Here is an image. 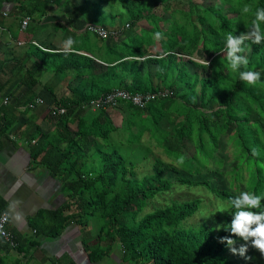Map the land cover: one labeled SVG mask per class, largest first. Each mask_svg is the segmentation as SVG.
<instances>
[{
  "label": "trees",
  "instance_id": "trees-1",
  "mask_svg": "<svg viewBox=\"0 0 264 264\" xmlns=\"http://www.w3.org/2000/svg\"><path fill=\"white\" fill-rule=\"evenodd\" d=\"M15 1L18 13L38 23L69 8L87 13L92 8L99 16L101 6L109 2ZM113 2L128 17L122 29L95 24L79 14L85 24L75 35L84 41H77L70 54L33 44L37 57L26 76L28 89H34L37 74L46 71L79 80L51 104L66 113L51 115L55 130L41 135L33 151L34 160L40 159L62 185L67 201L61 215L71 212L62 220L83 229L97 226L91 230L97 245L86 243L90 255L95 251V261L111 257L116 248L124 264H243L244 258L235 259L219 243V238L231 235L225 228L232 216L218 211L228 208L230 198L240 191L264 194V83L249 86L240 81L224 46L228 33L247 31L264 0ZM83 3L91 8H83ZM245 5L252 13L242 14ZM87 24L117 31L118 36L102 39L85 29ZM60 28L62 23L56 26ZM157 31L164 39L153 38ZM245 43L247 70L261 71L264 79V43ZM164 52L167 55L161 58ZM197 53L210 61L207 66L192 60L207 77L187 67L183 55ZM152 65L154 73L144 71ZM117 89L149 96L146 106L122 101L119 107L86 109ZM33 101H16L15 110L1 108L0 135L17 121L18 109ZM146 132L147 145L142 141ZM253 147L258 157L251 155ZM161 152L174 160L164 161ZM139 166L151 167V172L143 170L140 176ZM183 188L189 191L184 199L172 197ZM148 206L152 209L146 210ZM257 253L249 249L246 255L252 259L246 264L257 261Z\"/></svg>",
  "mask_w": 264,
  "mask_h": 264
},
{
  "label": "crops",
  "instance_id": "crops-1",
  "mask_svg": "<svg viewBox=\"0 0 264 264\" xmlns=\"http://www.w3.org/2000/svg\"><path fill=\"white\" fill-rule=\"evenodd\" d=\"M18 8L15 0H0V110L10 107L15 110L16 101L38 97L46 104L33 109L18 106L17 121L5 135H0V214L14 205L22 216L20 221L12 220L8 225L16 247L0 237V264H102L103 260L95 261L87 247L93 243V232L89 227L82 230L75 223H64L62 219L71 212L66 210L61 215L60 209L67 201L62 185L40 164V159L33 158L41 135L53 134L55 130L51 116L55 105L51 104L79 80L46 71L37 74L34 89L26 86L29 82L26 76L37 57L32 54L33 42L61 51L62 42L69 36L75 39V32L82 33L76 28L83 27L85 22L77 13L57 11L34 27L31 21L28 29L22 31L21 19L25 15L18 13ZM58 23L63 28L57 30ZM5 96L11 99L8 105L3 104ZM109 260L124 264L120 250L112 253Z\"/></svg>",
  "mask_w": 264,
  "mask_h": 264
},
{
  "label": "clouds",
  "instance_id": "clouds-1",
  "mask_svg": "<svg viewBox=\"0 0 264 264\" xmlns=\"http://www.w3.org/2000/svg\"><path fill=\"white\" fill-rule=\"evenodd\" d=\"M241 11L242 14L252 13V8L245 5ZM253 16L254 19L247 31L239 35L231 32L227 34L224 46L231 69L238 71L240 81L249 86L264 83L261 71L247 70L249 59L245 54L247 47L245 42L250 41L251 44L255 45L264 43V30L261 29V24L264 23V8H257ZM153 38L159 41L164 39V35L157 31L153 33ZM75 44L76 40L69 36L62 42L61 48L65 54H70L74 51ZM166 55L167 52L162 53L161 58ZM204 63L209 66V61L205 60ZM242 68L245 70L241 71ZM259 154L255 147L251 149L253 157H258ZM183 160L184 157L181 156L179 163L182 164ZM228 203V208L218 212L229 213L232 216L230 227L225 228V231L230 232L231 235L219 238V243L225 244L233 255H239L245 260L252 259V257L246 255L249 247L257 250L264 257V194H257L255 191H240L238 195L230 198ZM21 219V213L15 211L14 205H9V210L0 215V237L8 235L4 230V224L10 223L12 220L20 221ZM232 237L240 239L243 244L237 248L235 246L237 239Z\"/></svg>",
  "mask_w": 264,
  "mask_h": 264
},
{
  "label": "rangeland",
  "instance_id": "rangeland-1",
  "mask_svg": "<svg viewBox=\"0 0 264 264\" xmlns=\"http://www.w3.org/2000/svg\"><path fill=\"white\" fill-rule=\"evenodd\" d=\"M84 0H80V2L82 3ZM186 2H188V0H185ZM208 1H210V0H208ZM202 2V1H201ZM82 6H83V8H87V9H89V7L90 6H87L86 4H81ZM176 5L174 4V7H175ZM91 8V7H90ZM92 9V8H91ZM91 9H89V11H88V13L87 12H83L82 10H80L79 9V11H76V10H74V11H76V13L79 15V14H82V15H85V16H89V19H87L88 21H91V22H93V23H95V24H98V25H102V24H107L108 25V27L109 28H112V27H115V26H118V27H120V29H122V27L123 26H125V24H126V22H127V18L128 17H126V15H121V13H122V11H123V9H122V7L121 6H119L118 4H117V2H113V0H109V2H105L102 6H101V11H102V13H100V15L99 16H104L103 17V19H100L99 18V16H94L95 15V12H93V10L91 11ZM72 9H68V12L67 13H75ZM58 20H60V19H58ZM32 24H33V27L34 26H36V25H38V22H32ZM83 27H79V29H82ZM126 28H128L127 27V25H126ZM89 37H91L90 38V41L91 42H94V38H93V36L92 35H89ZM75 40H76V42L77 41H79L80 43L81 42H83L84 41V37H82V36H79V37H76L75 38ZM159 48H160V45H159ZM161 53V52H160ZM184 57H185V60H186V63H187V67L189 68V70L193 73V72H197V71H199L200 73H201V75L202 76H204V77H207V73L205 72V70H203L202 68H200V67H198V66H194V64L192 63V60L193 61H195V62H197V63H201V64H205L204 63V61L206 60H204V59H202L201 57H200V55H199V53H197V54H195L194 56H192V57H189V56H187V55H183ZM206 57V56H205ZM209 63H210V61H209ZM155 68H156V66L155 65H152V66H148L147 67V69H146V66L144 67V71H147V70H151V72H155ZM157 81L155 80V83H156ZM100 98V97H99ZM117 111H114V113H116ZM120 118V117H119ZM118 121H120V120H118ZM120 123V122H119ZM122 123V122H121ZM149 138H150V136H149V134L146 132L145 134H144V138L142 139V141L144 142V144H146L147 145V142H149ZM152 144H155V142H151ZM188 145H189V152H188V154L189 155H192V153H193V146H192V144H190V143H188ZM157 147L156 146H153V150H155ZM159 154V153H158ZM161 154L162 155H160L162 158H163V160L164 161H167V162H171V161H173L174 159L172 158V157H168L166 154H164V153H162L161 152ZM231 161V159H230V157L228 156V163ZM143 170H145L146 172H151V167H144L143 168ZM143 170L140 168V166H139V174H140V176L142 175L141 174V172L143 173ZM222 187V186H221ZM187 192H189L188 191V189L187 188H183V189H181V190H179V192H176L175 191V193H173L172 194V197H177V198H180V199H184V197H186V196H184V194L185 193H187ZM150 209H152L150 206H148L147 207V209L146 210H150ZM193 223H196L197 221H195V220H193L192 221ZM92 231H95V229H97V226L95 225H90V227H89ZM82 230H83V228H82ZM94 234V235H93ZM92 234V238H93V243H92V245H97V243H98V240L96 239V234L95 233H93ZM104 239H105V237H104ZM241 244H243V243H239V244H236L235 246L237 247V248H239L240 247V245ZM95 246H94V248H95ZM249 249H252L253 251H257V250H255V249H253V248H250L249 247ZM116 251V248L114 249V252ZM113 252V253H114ZM229 253H230V255H232L235 259H236V255H233L230 251H229ZM91 254H93V255H96V253H95V251L93 250V252H91ZM236 256V257H235ZM239 256V255H238ZM257 257H258V259H257V261H254V262H252V264H264V257H262L261 256V254L258 252V255H257ZM110 259V257L108 256V257H103V262H102V264H113V260L111 261V260H109ZM109 260V261H108ZM237 261L238 262H242V259L241 260H238V258H237ZM243 264H246V261L245 260H243Z\"/></svg>",
  "mask_w": 264,
  "mask_h": 264
},
{
  "label": "built area",
  "instance_id": "built-area-1",
  "mask_svg": "<svg viewBox=\"0 0 264 264\" xmlns=\"http://www.w3.org/2000/svg\"><path fill=\"white\" fill-rule=\"evenodd\" d=\"M32 19L30 17H24L21 19V30L25 31L28 29L30 23H31ZM85 29H88L89 31H91L92 33L97 34L100 38L102 39H107L109 36H118V32L117 31H109L101 26L98 25H94V24H87ZM19 44H23V42H20ZM34 45H36L37 47L45 50L46 48H44L43 46H41L39 43L37 42H33ZM149 99V96H144L142 94H132L130 92H126L124 90H114L111 94L102 96L100 98H98L95 101H92L90 103V105L85 106L86 109H92V110H96L99 109L101 107L103 108H108V107H119L120 103L122 101H129L132 102L135 106H139L140 108H144L147 104V100ZM3 104L4 105H8L11 101L9 96H5L3 97ZM46 101L40 97L36 98L33 102L29 103L27 105L28 108L33 109L36 106L39 105H45ZM26 107V108H27ZM66 113L65 109H61L57 106H53L51 108V115L52 116H57V115H61ZM4 213H2L1 215H3ZM9 223L4 224V230L6 231V233L8 234L6 237H1L4 241H6L8 243L9 246L11 247H16V242H15V238L13 236V234L9 231L8 228Z\"/></svg>",
  "mask_w": 264,
  "mask_h": 264
}]
</instances>
